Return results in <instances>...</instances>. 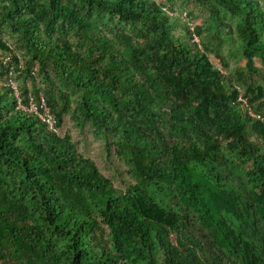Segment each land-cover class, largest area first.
<instances>
[{
    "label": "trees",
    "instance_id": "16d2710c",
    "mask_svg": "<svg viewBox=\"0 0 264 264\" xmlns=\"http://www.w3.org/2000/svg\"><path fill=\"white\" fill-rule=\"evenodd\" d=\"M191 1L0 0V264H264V9Z\"/></svg>",
    "mask_w": 264,
    "mask_h": 264
},
{
    "label": "rangeland",
    "instance_id": "374dc122",
    "mask_svg": "<svg viewBox=\"0 0 264 264\" xmlns=\"http://www.w3.org/2000/svg\"><path fill=\"white\" fill-rule=\"evenodd\" d=\"M153 1L165 7L166 9L169 8V4H170L169 0H153ZM258 1L261 4L262 8L264 9V0H258ZM172 2H173L172 8L175 9L176 14H181L182 16L184 15L189 16L190 18L189 24L191 25L194 23L201 24V25L204 24L206 26V29H211L208 13L204 11L203 9H200L197 5H195L193 1L191 0H172ZM226 18L231 22V26L234 27L233 18L229 14H226ZM7 31H9V29H4L0 31V37L2 36V38H5L8 45L12 47V44L10 43V39L7 35L9 33ZM234 33L235 32H231V33H228V35L234 34ZM234 37L237 39L235 35ZM217 47L221 49V51L226 56L230 64H236L239 61V58H240L239 49H237V46H234V43L230 39L225 40L224 42L219 44ZM17 54L20 55L19 59L22 61L23 60L22 52H19ZM256 61L257 63H260L258 60Z\"/></svg>",
    "mask_w": 264,
    "mask_h": 264
},
{
    "label": "built area",
    "instance_id": "2783aa9c",
    "mask_svg": "<svg viewBox=\"0 0 264 264\" xmlns=\"http://www.w3.org/2000/svg\"><path fill=\"white\" fill-rule=\"evenodd\" d=\"M4 83L11 86V88L14 92V95L16 96L17 107L34 112L42 120H44L48 124L49 127L52 128L54 126V122H55L54 117L51 113H49L45 102H43L44 101L43 99L40 101L39 105H36L35 102H33L32 98L30 97L27 105L22 104L21 102H19L20 99L18 96L16 83L14 82V80L11 78L10 75L8 76V78L5 80ZM239 99L245 103V99H242V98H239Z\"/></svg>",
    "mask_w": 264,
    "mask_h": 264
}]
</instances>
